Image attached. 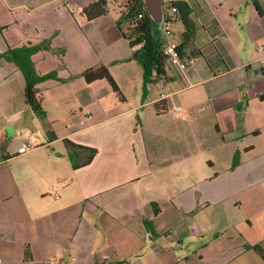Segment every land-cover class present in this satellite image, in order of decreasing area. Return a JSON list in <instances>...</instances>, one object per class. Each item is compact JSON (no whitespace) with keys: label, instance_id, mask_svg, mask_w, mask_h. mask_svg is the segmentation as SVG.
Returning a JSON list of instances; mask_svg holds the SVG:
<instances>
[{"label":"crops","instance_id":"crops-1","mask_svg":"<svg viewBox=\"0 0 264 264\" xmlns=\"http://www.w3.org/2000/svg\"><path fill=\"white\" fill-rule=\"evenodd\" d=\"M93 1L0 0V264H264V0H183L195 54L153 80ZM166 1L142 0L162 44ZM100 65L122 98L85 81ZM66 139L91 161L73 168Z\"/></svg>","mask_w":264,"mask_h":264},{"label":"trees","instance_id":"trees-1","mask_svg":"<svg viewBox=\"0 0 264 264\" xmlns=\"http://www.w3.org/2000/svg\"><path fill=\"white\" fill-rule=\"evenodd\" d=\"M107 2L108 0H95L83 8V13L89 20L103 15L107 12ZM253 3L260 12L264 10H262L256 0H253ZM172 5L177 9L175 19L179 20L183 27L182 40L179 42L181 55L185 59H188L191 56L190 54H195L186 49L195 36V23L191 18V8L183 0H174L172 1ZM117 25L124 26L123 36L128 40L129 45L132 48L137 47L132 52V58L141 65L144 79L153 80L164 74L166 59L161 52L162 42L154 35V25L143 9L142 0H125V7L119 13ZM28 56V53L24 52L23 58L25 59V63H22V60L21 62L17 61L26 80L24 94L30 107L35 112L42 113L39 101L36 98L35 84L48 76L36 77L30 75L28 73V66H26L30 63ZM82 75L88 83L97 79H106L112 90L120 95L119 88L106 66L100 65L94 68H88ZM120 97L122 98L121 95ZM260 97L264 98V94H261ZM159 103L155 104L157 113L163 110L158 106ZM64 144L73 168L88 164L96 153L94 148L75 144L68 139L64 140ZM235 162L236 160L233 159V163ZM253 249L264 260V250L259 245H254ZM25 257H29L27 249L25 250Z\"/></svg>","mask_w":264,"mask_h":264},{"label":"built area","instance_id":"built-area-1","mask_svg":"<svg viewBox=\"0 0 264 264\" xmlns=\"http://www.w3.org/2000/svg\"><path fill=\"white\" fill-rule=\"evenodd\" d=\"M173 0H168L166 1L165 5L166 8L171 11V15L168 17V19L165 20L164 22V27H163V33L167 36H172L173 35V30H172V23H173V18L176 15L177 9L172 5ZM161 52L163 56L166 59L165 64H171L174 65L178 68L183 69L184 71H187L189 69V60H186L184 57L181 55V49L179 47V42H173L170 41L166 44H162L161 47ZM27 146L22 144L18 148V152H24L26 151ZM52 192L55 194V197L57 198V187L55 185H52Z\"/></svg>","mask_w":264,"mask_h":264},{"label":"rangeland","instance_id":"rangeland-1","mask_svg":"<svg viewBox=\"0 0 264 264\" xmlns=\"http://www.w3.org/2000/svg\"><path fill=\"white\" fill-rule=\"evenodd\" d=\"M108 8H111L113 11V14H119L124 10L125 7V0H108L107 2ZM164 11V14H170L171 11L167 8H162ZM173 28L176 30V27L173 26ZM155 33V32H154ZM178 39L177 35L170 37V41L175 42Z\"/></svg>","mask_w":264,"mask_h":264},{"label":"water","instance_id":"water-1","mask_svg":"<svg viewBox=\"0 0 264 264\" xmlns=\"http://www.w3.org/2000/svg\"><path fill=\"white\" fill-rule=\"evenodd\" d=\"M146 3L151 10L153 9L154 12H159L160 10L159 0H146Z\"/></svg>","mask_w":264,"mask_h":264}]
</instances>
